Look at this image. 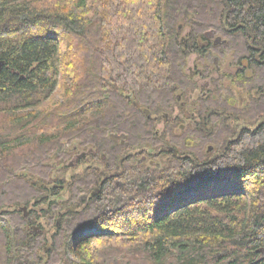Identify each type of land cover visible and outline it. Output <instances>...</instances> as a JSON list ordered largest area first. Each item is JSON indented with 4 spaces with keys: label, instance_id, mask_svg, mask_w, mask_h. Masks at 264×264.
<instances>
[{
    "label": "trees",
    "instance_id": "16d2710c",
    "mask_svg": "<svg viewBox=\"0 0 264 264\" xmlns=\"http://www.w3.org/2000/svg\"><path fill=\"white\" fill-rule=\"evenodd\" d=\"M208 31L252 55L264 99V0H0V264H264V121L235 137L219 104L190 114L174 96L188 104L185 65ZM175 107L193 133L173 131ZM78 150L118 165L122 186L91 194L105 175L90 169L53 178ZM138 150L170 159L137 174L124 157Z\"/></svg>",
    "mask_w": 264,
    "mask_h": 264
},
{
    "label": "flooded vegetation",
    "instance_id": "af4514ba",
    "mask_svg": "<svg viewBox=\"0 0 264 264\" xmlns=\"http://www.w3.org/2000/svg\"><path fill=\"white\" fill-rule=\"evenodd\" d=\"M211 33L213 34V36H211ZM204 39H198L199 42V47L201 49V52L203 53L200 57H202L204 59V61H208V65H212V67L210 66V68L206 69L204 67H202L203 65H199L200 68L197 69H189L186 73L185 71V75L191 79L192 83L194 84V89L195 91H198L197 96L194 98V100H196L197 102L199 100H206L208 98H210L212 100L213 103H215V98L214 96L218 93V84L220 82H222L223 79L226 80H230V83H238L240 84V87L242 90V92H238V97L236 102L239 103V107L243 109V107L245 106V104L247 103V101H249L250 99H255L258 98L261 93L259 90H253L251 92H249L248 86L249 83L251 82L252 78L254 77V64L252 63L253 58L251 57L252 55L250 54V56L248 57H243L240 58L239 60H235L236 58V52L234 51H227L226 48H224V45L226 44L224 41V39H221L220 36L214 34V32H204ZM217 38H220V40L218 39L216 41ZM216 42V44H215ZM229 48V46H227ZM254 54V53H253ZM259 55L260 53L258 52V50L256 51V55L255 58L259 59ZM228 60V62H226L224 70L222 71L221 68V61L223 59ZM254 59V60H256ZM218 75V76H217ZM215 76V77H214ZM238 88V89H240ZM169 90H175V87H171V89ZM240 91V90H239ZM174 96L176 98V100L178 101L179 105H182V107H184L186 110H188V112L190 114H194V111L199 109V105L195 104L194 106L192 105H185V100H183V95L182 92H178L175 91L174 92ZM235 99H233V97L230 98V102L226 99V101H224V105L231 107L232 105V101L234 102ZM217 103V102H216ZM219 104V103H217ZM222 106V107H225ZM191 109V110H190ZM225 112L223 113L224 116H226V118H230V112L224 110ZM178 116L182 117L185 114L181 111H179ZM168 114L164 115V118L166 120H169ZM175 119L174 117L171 118V120ZM235 121V120H234ZM182 125H180L179 129L181 130ZM208 129V128H207ZM117 136H123L122 139H118L117 142H114L116 144H125V135L124 134H120ZM171 151V149H170ZM169 150H166L165 152L168 153L170 152ZM164 152V153H165ZM85 156V157H84ZM138 157V152H129L125 157V162L124 165H126V163L128 164V167L131 169H133L134 172H136L137 174H140L139 171V165L144 164V160L145 158H143L144 160L139 161ZM72 159H74V161H76L75 166H79L80 163L86 161L88 164L86 165L87 168H89L91 171H99V173H101L102 175H105L104 178H101L100 183L94 187V189L91 191V194L93 195H98L100 194L102 188L104 187L105 183L107 184V182L110 179H113V185L120 187L121 185V181L120 178H122L120 175L121 173H119L118 171L120 170V167L118 165H115L112 167V173H109L108 168H106L105 165H103L101 162H99L98 160H96L95 158H88V155L84 152H82L81 154H78V152H75V154L73 155ZM169 157L167 158V161H169ZM102 161L105 160V156L102 155L101 159ZM155 166L156 164L153 163V161H149L148 166ZM122 166V164H121ZM130 172L131 174L134 172ZM122 186V185H121Z\"/></svg>",
    "mask_w": 264,
    "mask_h": 264
},
{
    "label": "rangeland",
    "instance_id": "374dc122",
    "mask_svg": "<svg viewBox=\"0 0 264 264\" xmlns=\"http://www.w3.org/2000/svg\"><path fill=\"white\" fill-rule=\"evenodd\" d=\"M189 32V28H185L183 30V32L180 34V37H183L185 36L187 33ZM221 39H226V38H223L222 36L220 37ZM228 40V39H226ZM201 57H199L197 54L195 53H192V55H190L188 58H187V62H186V67H185V72L188 73L187 71L189 69H197V68H200L199 65H203L202 67L204 68H210V66L212 67V65H208V61H204V59H200ZM228 62L227 58L226 59H223L221 61V68H222V71L224 70V67H225V63ZM218 76V75H217ZM215 77V76H214ZM218 93L214 96L215 98V101L217 103H219L218 106H220V108H223L224 110L226 111H229L230 112V115L231 117L230 118H225L223 120V117L220 116L219 118V127H226L228 129L231 130V132L233 133V135L235 137H237L239 135V133L242 131L243 128H255L256 125L259 124L260 121H264V111L262 110H259L264 108V99H263V96L262 94L258 97V98H255V99H250L249 101H247V103L245 104V106L242 108L239 107V103L236 102L237 100V97H238V92H242L243 89H241L242 87L240 86V84L234 82V83H230V80H226V79H223L222 82H220L218 84ZM241 87V88H240ZM240 88V89H238ZM240 90V91H239ZM58 91L59 89L56 88L55 91L51 94L50 97H48V99L46 100V104L45 106H49V105H52L54 104V102H60L61 101V97L60 95L58 94ZM185 96L187 95V103L188 105H192L194 106L195 103H196V100H194V98L197 96L198 94V91H195V89L193 88L192 90H187L185 91ZM233 97L234 102L232 101V105L231 107L229 106H225L224 105V101H226V99L230 102V98ZM215 102V103H216ZM216 103V104H217ZM231 103V102H230ZM222 106H225V107H222ZM43 107V106H42ZM183 112L185 115L180 117L178 116V112ZM221 113V112H220ZM251 114H254L256 115V117H254L253 119L249 116ZM162 113L161 112H158L156 115H154V112L152 113V117H154L155 119H159L160 121L156 124V130L158 131H161L162 129H164V124L162 122ZM174 117L175 119L171 120V118ZM193 117H189L186 113V111L184 109H179L177 107L174 108V110H172V113H171V117H170V122L171 124H173V131H176V133L179 132V127L180 125H183V128L181 129V131L183 129H188L190 132H194L195 129L197 128V126L195 125V122L196 120L194 121L192 119ZM224 121V124H221V121ZM235 120V121H234ZM257 122H256V121ZM259 120V121H258ZM256 122L255 125H250L251 123L253 122ZM258 123V124H257ZM223 128V129H224ZM228 139V138H227ZM210 144L206 145L205 146V149L208 148ZM73 145H69V149H71V147H73ZM144 151H147V149H143L142 148V153ZM78 154H81L82 151L78 150L77 151ZM141 152L138 150V157L139 158V161L142 162V160H144L143 158L145 157V160H144V164H142L140 166V168H145L146 166H148L149 164V161H153V163H155L156 165H163L166 163L167 161V158L169 156H167L166 152L165 154L163 155H160L158 157H152V155L154 154V152L152 151H149V153H151V156H148V155H142L140 156L139 154H141ZM73 157V156H72ZM72 157L68 160V161H65L62 165L59 166V163L57 161H55L56 163H54V170H53V173L51 174L53 178H60V179H63V180H69L72 176L74 175H82L83 172L86 171V169H89L87 168V162L84 161L82 163H80L79 166H75V163L76 161H74V159H72ZM170 158V157H169ZM71 166L68 168V166ZM65 167L66 168V171L64 172H57L56 170L60 169V168H63ZM91 171V170H90ZM61 198L59 199L60 201H66V199H68V192H63L61 194ZM40 209V208H39ZM27 212H28V209H27ZM42 224H43V230L44 232L46 233V237L47 238H50L51 234H52V228L46 226L47 223L44 221H42ZM90 231L92 229H89ZM88 229H85V230H82V231H78L77 234L79 235H84L86 234L87 232H89ZM46 238V239H47Z\"/></svg>",
    "mask_w": 264,
    "mask_h": 264
},
{
    "label": "water",
    "instance_id": "95a60500",
    "mask_svg": "<svg viewBox=\"0 0 264 264\" xmlns=\"http://www.w3.org/2000/svg\"><path fill=\"white\" fill-rule=\"evenodd\" d=\"M184 15H185L188 19L192 18V15H187L186 12L184 13ZM211 36H213L212 33H211ZM218 39L220 40V38H217L216 41H217ZM215 44H216V42H215ZM137 107L140 108L138 105H137ZM190 110H191V109H190ZM144 112H145V114H146L147 116L149 115V111H148V110H145ZM182 128H183V125H182L181 129H182ZM122 137H123V136L111 135V136H110V139H111L113 142H117V140H118V139H122ZM212 149H213L212 146H208V150H207V152L209 153L210 151H212ZM172 152H173V155L176 156V151H175L174 149H172ZM84 157H85V156H84ZM69 167H71V166L69 165ZM20 211L23 212L22 214H24V217H27V216H28V214H27V213H28V212H27V207H22V208L20 209ZM72 211H74V208H72ZM59 222H60V219L57 220V225H58ZM35 230L37 231L38 228L35 227ZM48 249H49V245H47V246L45 247V251L48 250ZM43 255H44V254H43Z\"/></svg>",
    "mask_w": 264,
    "mask_h": 264
}]
</instances>
